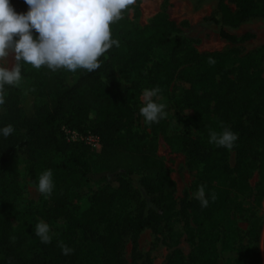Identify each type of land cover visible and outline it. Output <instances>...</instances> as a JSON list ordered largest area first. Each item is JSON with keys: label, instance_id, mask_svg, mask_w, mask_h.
<instances>
[{"label": "trees", "instance_id": "16d2710c", "mask_svg": "<svg viewBox=\"0 0 264 264\" xmlns=\"http://www.w3.org/2000/svg\"><path fill=\"white\" fill-rule=\"evenodd\" d=\"M232 1L234 9L221 6L222 20L229 25L264 16V0ZM18 3L21 13L29 10L25 0ZM132 6V19L124 9L121 19L110 25L119 47L110 48L95 71L36 69L21 61V74L30 80L31 115L24 111L22 91L6 86L0 124L7 115L16 111L20 115L16 114L12 134L5 138L0 133V264H150L138 262L141 253L136 237L145 227L170 221L180 211L173 181L156 153L155 138L134 130L133 107L120 93L118 75L127 78L135 97L145 88H161L159 102L167 105L168 115L151 124L152 131L162 135L171 149L201 162L183 210L192 224L188 264H219L220 258L236 252L232 235L222 230L219 214L231 194L251 191L248 179L254 170L264 182V45L242 57L234 52L200 54L181 37L180 28L165 11L155 13L143 25L138 4ZM219 35L232 43L253 37L250 33L237 36L222 26ZM156 45L168 47L170 53L148 70ZM209 58L215 64L210 65ZM175 88L178 98L172 102ZM190 125L200 135L193 137ZM222 125L238 134L233 168L229 150L208 142L209 129L220 132ZM63 128L95 135L99 150L95 152L83 141L67 140ZM21 159L28 163L25 171L32 180L51 169L55 188L43 200L40 218L18 229L24 206L20 204L26 199ZM93 166L108 175L92 179ZM130 172H144L138 180L141 198L135 203L124 177ZM200 185L209 200L206 208L193 195ZM80 191H89L88 203L82 201ZM113 200H122L125 207L115 210L110 206ZM41 219L51 222L56 231L49 244L41 243L34 233ZM128 238L132 239L131 261L125 255ZM61 241L75 251L63 255L58 246ZM166 264L182 262L176 256Z\"/></svg>", "mask_w": 264, "mask_h": 264}, {"label": "rangeland", "instance_id": "374dc122", "mask_svg": "<svg viewBox=\"0 0 264 264\" xmlns=\"http://www.w3.org/2000/svg\"><path fill=\"white\" fill-rule=\"evenodd\" d=\"M9 3L15 12L21 13L18 0H9ZM136 4L139 6V22L141 24L148 25L155 13L165 11L169 18L180 28L181 37L200 54L231 52L233 55L234 52L236 57H242L264 45L263 15L248 17L236 25L223 22L221 6L227 4L231 9H234L235 6L232 0H138V2L135 0L132 5ZM132 5L126 8V15L131 19L134 10ZM221 26L237 36L250 33L253 37L243 42H229L220 37L219 28ZM169 53L168 47L156 45L152 49L151 61L146 68L150 70L156 61L168 57ZM0 64L11 67L15 64V59L13 56H9ZM118 76L120 78V93L133 107L134 130L138 134L155 138L157 143L156 153L163 161L173 181L174 196L177 208L180 211L172 220L147 226L138 234L136 243L138 251L141 253L138 262L166 264L177 256L182 264H188L187 257L193 246L190 235L192 224L189 214L184 213L183 210L192 195L193 184L196 173L201 168V162L196 157L171 149L162 135L154 133L151 125L144 123V118L139 113V109L143 106L141 95L144 89L141 90L138 97H135L127 78L122 75ZM29 84V78L22 75L21 80L16 85L24 94L23 107L27 115L32 113V98L27 95ZM178 93V89L175 88L172 102L173 99L178 98ZM174 110L179 111L175 106ZM16 114L20 115L19 111H16ZM16 114L7 115L1 121L0 129L8 124L16 127ZM180 118L183 119L181 113ZM190 129L193 137L200 135L194 125H190ZM91 148L95 152L99 150L94 147ZM236 161V150L232 148L228 154V162L232 168L235 166ZM27 164L21 159V178L26 191V199L20 204L24 206L20 210L18 222L16 223L18 229H23L34 219L40 218L38 213L45 199L44 195L37 190L38 180H32L26 173ZM104 174L108 175L95 166L90 171V176L94 180ZM142 175H144V172H130L124 176L133 194L132 202L134 203L141 198L138 180ZM248 182L251 191L243 195L231 194L227 205L219 214L222 230L232 235V245L236 251L225 260L220 258L219 264H264V182L261 181L257 169L253 171ZM80 192L82 201H87L89 191ZM110 206L115 210H122L125 203L122 200H113ZM47 223L50 225L51 231L56 233L54 225H51V222ZM131 240L130 238L126 239L125 244V255L129 261H131Z\"/></svg>", "mask_w": 264, "mask_h": 264}, {"label": "clouds", "instance_id": "9594fccd", "mask_svg": "<svg viewBox=\"0 0 264 264\" xmlns=\"http://www.w3.org/2000/svg\"><path fill=\"white\" fill-rule=\"evenodd\" d=\"M29 6L26 13H17L9 0H0V62L13 56L15 64L11 67L0 64V105L6 101V86H16L22 78L21 61L36 69L47 66L51 71L77 69L95 71L102 66L100 58L119 41L113 39L110 25L121 19L122 10L134 4L135 0H25ZM35 31V38L34 33ZM208 63L215 64L209 58ZM161 88H145L141 95L140 115L146 125L159 123L168 113L167 105L159 102ZM15 131L12 124L0 129L7 138ZM210 144L231 150L238 134L230 127L222 125V131L209 129ZM55 188L51 169L43 171L38 178L37 190L45 198L51 196ZM194 198L206 208L209 200L205 198V187L200 185ZM215 201L216 195H211ZM40 242L49 244L56 233L50 225L40 220L34 229ZM15 236L11 237L14 242ZM58 246L63 255L75 250L62 241Z\"/></svg>", "mask_w": 264, "mask_h": 264}, {"label": "built area", "instance_id": "2783aa9c", "mask_svg": "<svg viewBox=\"0 0 264 264\" xmlns=\"http://www.w3.org/2000/svg\"><path fill=\"white\" fill-rule=\"evenodd\" d=\"M63 130H64V134H65V137L67 140H73V141L79 140V141H83L84 143H86L89 146L94 147L96 149L100 148L98 138L91 133H88L86 135H81V134L77 133L76 131L70 130L67 128H63Z\"/></svg>", "mask_w": 264, "mask_h": 264}]
</instances>
